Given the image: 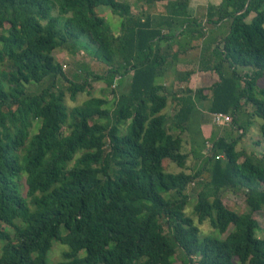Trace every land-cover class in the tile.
I'll return each instance as SVG.
<instances>
[{"label": "trees", "instance_id": "1", "mask_svg": "<svg viewBox=\"0 0 264 264\" xmlns=\"http://www.w3.org/2000/svg\"><path fill=\"white\" fill-rule=\"evenodd\" d=\"M187 6L167 3L166 15L153 18L117 0H0V264H48L54 243L67 247L60 264H173L176 249L183 264H264L253 217L264 208V0L208 7L207 24H229L212 58L200 61L219 81L184 91L168 118L176 94L155 82L166 61L160 44L175 38L174 20L186 24L178 36H206L188 22ZM99 7L122 19L117 36ZM64 46L71 55L92 47L106 72L69 80L54 57ZM117 77L130 80L125 93L116 94ZM57 79L68 87L58 90ZM45 80L40 93H28ZM91 81L114 95L111 112L90 96ZM84 93L80 106L66 105L67 94L75 102ZM207 99L209 113L228 115L243 132L238 117L251 105L261 121L253 146L263 153L238 151L243 134L219 137L194 174L168 173L171 163L185 170L182 136L195 100ZM193 183L202 187L197 224L185 214ZM226 191L243 193L248 213L228 207ZM205 222L219 235L232 229L224 239L201 238Z\"/></svg>", "mask_w": 264, "mask_h": 264}, {"label": "crops", "instance_id": "2", "mask_svg": "<svg viewBox=\"0 0 264 264\" xmlns=\"http://www.w3.org/2000/svg\"><path fill=\"white\" fill-rule=\"evenodd\" d=\"M174 1L176 0H144L138 6H133L131 2H128V4L133 14L141 12L144 15L156 18L165 16L167 3ZM221 2L222 0H187L188 22L193 21L199 24L200 29L204 32L207 31L206 36L197 38V35L192 34L195 32L193 30L185 35L178 36L186 27V24L182 23L181 20H174L171 26L172 30H177L175 38L164 40L160 44V54L166 57V61L159 70L155 82L168 92L176 94L175 98L171 96L169 100L165 113L168 118L178 109V99L183 97L184 91L190 90L194 93L199 89L208 90L219 81L214 72L200 70V61H209L212 58L214 47L228 31V21L211 26L207 24L205 19L208 7H216ZM167 32L169 30L165 29L162 33ZM119 81V84L116 83L115 92L116 94L125 93L129 88L130 80H128V77H124ZM209 103V99L195 100L189 130L182 136L181 151L184 149L186 151L185 155L188 156L185 168L188 174H190L187 169L188 162L195 159L200 161L201 165L204 164L213 141L219 137L231 139L229 138L231 136H228L229 132L236 133V136L243 134L242 141H247L250 145L254 144V141H252L254 137L257 138V141L260 138L259 126L261 122L255 121L258 118L252 116L253 107L251 105H247L238 117V125L244 129L243 132L242 130L237 131L235 128L232 129V127L214 126L212 114L208 112ZM244 116L246 119H244Z\"/></svg>", "mask_w": 264, "mask_h": 264}, {"label": "rangeland", "instance_id": "3", "mask_svg": "<svg viewBox=\"0 0 264 264\" xmlns=\"http://www.w3.org/2000/svg\"><path fill=\"white\" fill-rule=\"evenodd\" d=\"M144 0H117L119 3L128 4V2H131L133 6H138L143 3ZM96 12L98 15L102 18H104L105 24L108 26L110 33L115 37L119 34L120 24L122 19L118 16H115L111 14V11L108 8L105 7H99L96 9ZM204 32V31H203ZM205 31L204 33H206ZM88 44L86 40H83V45ZM68 46H64L62 49H58L54 52V57L57 62H59L62 67L63 71L66 75V77L75 82H82V80L88 75H96V76H102L106 72V66L103 62L98 61L94 56L91 54L90 50H92L90 46H88L89 49H83V48H77L75 54L71 55L68 52ZM49 84V80H45L43 83L39 85H29L27 87V91L29 94H38L40 93L47 85ZM56 86L58 90H64L66 87H68V84L64 82L61 79H57ZM257 88L262 89L264 88V78L260 79L257 83ZM90 96L96 97V98H102L106 100L105 108L111 112L114 107V95L110 93L109 90H106L105 85L101 81H91L90 82ZM116 91V89H115ZM89 99V96L84 94H79L75 100V102L70 101L68 94L66 95V105L69 108L80 106L84 101ZM253 111V109H252ZM246 113V112H245ZM244 113V114H245ZM246 116V115H245ZM244 116V119H246ZM257 122H261L259 119H255ZM245 124V123H244ZM37 126L33 128V133L36 132ZM236 134V133H235ZM233 132H229L228 136H231L229 138H235V135ZM256 135V134H254ZM260 139V138H259ZM254 143L257 142V138L254 137L253 140ZM238 151H245V154L253 155L254 158H260V155L263 153V145H260V147H254L253 144H249L247 141H242V139L239 141V144L237 146ZM183 154H185V150L183 149L181 151ZM167 172L170 174H177L179 172H183L185 174H188L186 170L179 169L175 164H169ZM201 168L200 161H197L195 159H192L188 162L187 169L190 171V174H194L196 171H198ZM200 185L194 184L192 188L188 191L189 195V203L186 206L185 214L188 217H191L195 224H197V219L193 214V207L196 203V197L199 191L201 190ZM223 202L230 207L231 209H234L239 214L248 213V209L246 208L244 204V196L243 193H233L230 191H226L223 194ZM254 219L256 220L258 224V230L256 236L259 239L264 240V208L260 212H256L253 214ZM198 228L200 230V236L201 238L206 236H212L217 237L219 239H224L229 231H231L232 227L228 229V232L224 235H219L215 230H213L208 222L203 223L202 225H198ZM67 250L66 246L60 245L59 243H54L52 245V248L47 256L48 264H60L62 262V254ZM183 253L176 249L175 257L173 258V264H183Z\"/></svg>", "mask_w": 264, "mask_h": 264}, {"label": "built area", "instance_id": "4", "mask_svg": "<svg viewBox=\"0 0 264 264\" xmlns=\"http://www.w3.org/2000/svg\"><path fill=\"white\" fill-rule=\"evenodd\" d=\"M119 78L117 77L115 79V82L118 81ZM212 123L214 126L216 127H231V117H229L228 115H224V114H212ZM192 186H194V183L192 184Z\"/></svg>", "mask_w": 264, "mask_h": 264}]
</instances>
